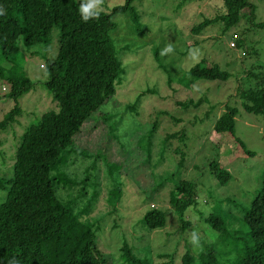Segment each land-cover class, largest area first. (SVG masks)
Returning a JSON list of instances; mask_svg holds the SVG:
<instances>
[{
	"label": "rangeland",
	"instance_id": "obj_1",
	"mask_svg": "<svg viewBox=\"0 0 264 264\" xmlns=\"http://www.w3.org/2000/svg\"><path fill=\"white\" fill-rule=\"evenodd\" d=\"M124 1L103 0L99 12L111 14ZM249 1L255 6L253 24L264 22V0ZM132 6L138 27L128 13L111 18L115 28L110 38L123 67L115 93L83 124L74 145L66 149L65 163L51 171V177L63 173L74 183L72 187L60 183L56 195L73 200L85 193L74 211L96 232L99 249L110 264L131 263L125 248L146 264H182L186 253L193 255L192 264H200L197 255L204 246H212L219 262L226 264L234 256L230 232L241 236L242 213L260 189L264 173V118L245 112L238 96V90L250 88L264 75V28L242 20L225 33L219 25L199 35L191 33L204 18L223 12L222 0H133ZM234 34L242 35L237 48L230 45ZM58 35L54 28L48 46H22L13 60L34 85L18 99L21 115L0 132V202L22 134L43 113L58 109L44 86L48 75L41 68L56 56ZM168 45L172 51L161 55ZM202 61L218 65L230 78L193 82L188 71ZM3 83L0 78V120L14 104ZM189 100L199 101L198 108L184 109L182 104ZM226 106L237 108L234 132L219 136L221 144L216 146L210 131ZM153 123L156 131L150 139L146 136ZM176 132H184L185 141L163 142ZM234 138L252 154L238 148ZM182 156L184 164L178 170ZM211 160L229 172L226 185L211 175ZM179 179L197 185V203L185 212L188 228L181 227L168 205ZM151 204L166 212L162 229L150 230L143 224ZM90 205L95 210L91 215L85 209ZM212 214L224 220L225 240L206 222L205 216ZM194 231L200 238L198 247L190 243Z\"/></svg>",
	"mask_w": 264,
	"mask_h": 264
},
{
	"label": "trees",
	"instance_id": "obj_2",
	"mask_svg": "<svg viewBox=\"0 0 264 264\" xmlns=\"http://www.w3.org/2000/svg\"><path fill=\"white\" fill-rule=\"evenodd\" d=\"M132 2L125 0L111 14L99 12L98 18L85 22L80 13L81 5L86 4L83 0H0V63L3 65L0 64V78L14 103L0 120V132L21 115L18 99L34 85L13 60L22 46H48L52 30L59 31L56 56L41 65L48 75L44 86L58 109L43 113L38 123L28 126L17 146L12 177L6 182V196L0 202V264H110L99 249L96 232L74 211L79 196L85 193L77 194L73 200L59 198L56 186L62 183L72 187L74 183L66 174L55 177L50 174L65 163L66 149L74 145L73 139L83 124L115 93L123 67L110 38L115 28L111 18L117 13H128L138 27L139 16ZM222 4V13L204 18L191 33L199 35L215 25L225 33L239 27L242 20L255 22V6L249 0H222ZM244 10L248 11L247 15L242 14ZM253 25L264 28V22ZM241 37L232 35L234 48ZM188 72L193 82H226L230 78L218 65L207 66L203 61ZM258 79L250 88L238 90L239 103L245 112L264 118V75ZM182 105L184 109H197L199 101L189 100ZM236 115L237 108L226 106L217 118L210 131L212 139L209 138L216 146L221 144L219 136L234 132ZM155 131L153 123L146 137L151 139ZM171 139L183 142L185 134L167 135L163 142ZM234 142L245 153L252 154L238 138ZM147 157H151V149ZM183 164L182 156L177 169L181 170ZM208 166L219 185L230 181L229 172L217 160H211ZM197 195L196 183L185 179H179L169 193L168 205L183 228L190 227L184 219L185 212L196 205ZM91 208V205L85 207L89 215L95 212ZM205 220L225 240L228 230L224 220L215 214L206 215ZM142 221L150 230L162 229L167 223L166 212L151 204ZM240 222L241 236L229 231L235 242L234 256L226 264H264V173L260 189L243 211ZM125 249L130 264H146ZM217 254L212 246H204L197 258L200 264H222ZM193 259V255L186 253L182 264H192Z\"/></svg>",
	"mask_w": 264,
	"mask_h": 264
},
{
	"label": "clouds",
	"instance_id": "obj_3",
	"mask_svg": "<svg viewBox=\"0 0 264 264\" xmlns=\"http://www.w3.org/2000/svg\"><path fill=\"white\" fill-rule=\"evenodd\" d=\"M103 4V0H88L86 4H82L80 7V13L82 19L87 22L90 18H98L100 6ZM172 51L171 45H168L165 49L162 50L161 55H165L168 52ZM199 235L195 231L191 235L190 243L194 247L199 246Z\"/></svg>",
	"mask_w": 264,
	"mask_h": 264
},
{
	"label": "built area",
	"instance_id": "obj_4",
	"mask_svg": "<svg viewBox=\"0 0 264 264\" xmlns=\"http://www.w3.org/2000/svg\"><path fill=\"white\" fill-rule=\"evenodd\" d=\"M236 36H234V38H235ZM231 46H233L234 47V43L233 42H231V44H230Z\"/></svg>",
	"mask_w": 264,
	"mask_h": 264
}]
</instances>
